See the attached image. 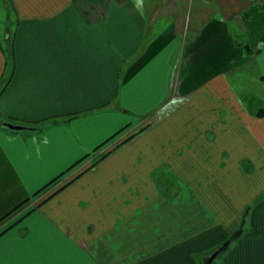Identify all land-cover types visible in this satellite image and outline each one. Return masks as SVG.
<instances>
[{
    "label": "crops",
    "instance_id": "0c3cea01",
    "mask_svg": "<svg viewBox=\"0 0 264 264\" xmlns=\"http://www.w3.org/2000/svg\"><path fill=\"white\" fill-rule=\"evenodd\" d=\"M155 1L0 0V120L25 127L0 121V264H199L247 206L214 264H264V117L231 85L264 65V0H197L186 29Z\"/></svg>",
    "mask_w": 264,
    "mask_h": 264
},
{
    "label": "rangeland",
    "instance_id": "374dc122",
    "mask_svg": "<svg viewBox=\"0 0 264 264\" xmlns=\"http://www.w3.org/2000/svg\"><path fill=\"white\" fill-rule=\"evenodd\" d=\"M156 0L155 2H157ZM176 2L180 3L177 5V8L173 9L167 7ZM197 0H159V6L163 9V14L161 11H157V8L154 10L153 19L159 21L161 19H166L165 17L171 16V20H174V16L181 17L183 20L180 21V26L177 25L178 29L183 27L184 29L189 28L190 19H187L188 25H185L186 16L200 18L203 20L207 15L208 11L214 9V6H211L209 3L207 7H202V10L197 7L195 4ZM6 4V3H5ZM156 5V4H155ZM176 10V12H175ZM156 11V12H155ZM182 14V15H180ZM199 15V16H198ZM15 16L11 9H7L4 5L1 6L0 10V35H3L5 32H9L12 37L15 31ZM235 26V25H233ZM231 27V26H230ZM239 34L236 36L238 37ZM240 36L239 38H241ZM263 64L255 63L254 65H249L244 71H239L233 76L234 80L231 81V85L237 94L238 98L243 101L244 106L251 111H258L259 109L264 110V81L259 79V75H264ZM232 79V78H231ZM0 85H2L0 83ZM160 174L161 178L170 181L172 185V174L171 172L159 170L155 174ZM167 182V181H166ZM43 197V196H41ZM40 197V198H41ZM215 263V262H214Z\"/></svg>",
    "mask_w": 264,
    "mask_h": 264
},
{
    "label": "trees",
    "instance_id": "16d2710c",
    "mask_svg": "<svg viewBox=\"0 0 264 264\" xmlns=\"http://www.w3.org/2000/svg\"><path fill=\"white\" fill-rule=\"evenodd\" d=\"M240 36L242 35H238V37L236 35L233 34V37H234V43L235 45L237 46H240V47H243V49H245L246 52L248 53H252V49L250 47V45L248 44L247 41L243 40V38H239ZM244 36V35H243ZM264 78V77H263ZM1 87L2 85H0V90H1ZM256 116L258 117H264V110L261 108L259 109L256 113H255ZM1 122H5L6 120H0ZM6 122H9L8 120ZM10 123H13V124H16L14 122H10ZM20 125V124H18ZM27 128H31V127H27ZM34 129V128H33ZM124 129V128H123ZM122 131V130H121ZM121 131L115 133L113 136H111L110 138H108L105 142H103L102 144H100L99 146H97V148H95V150H93V152L91 153H88L86 154L81 160H79L77 163H79L80 161H82L83 159H85L86 157H89L91 155H93L98 149H100L101 147H103L108 141H110L111 139H113L114 137H116L117 134H119ZM140 131V130H139ZM138 131V132H139ZM132 137V136H131ZM131 137H129L126 141H128ZM245 161H243L242 163H244ZM75 165V164H74ZM70 170V168L61 173L60 175H58L57 177H55L54 179L50 180L49 182H47L45 185H43L37 192H35L32 196V198H38V197H41L40 195L44 194L45 192H47L49 189H51L54 185L57 184V182L59 181V179L66 173ZM173 177V175H172ZM155 180L158 184V186L161 188V191L164 193V194H168L170 188H171V185H170V181L168 180H165L161 178L160 174H155ZM167 181V182H166ZM51 196L47 197L46 199H44L43 201H46L48 198H50ZM28 200V199H27ZM26 200V201H27ZM25 201V202H26ZM23 203V202H22ZM21 203V204H22ZM21 204L17 205L15 208H13V210L10 211L9 214H11L14 210H16L18 207L21 206ZM248 207H245L244 208V211H243V216H242V221H241V224L239 225V227L226 239L224 240L221 244H219L217 247L209 250V251H206V252H202L200 254H197L196 255V259L198 261L199 264H204L206 262V260L208 259L209 255L212 254L213 252H217V255L215 257V259L213 260L212 264H214V262L216 261V259L220 258L228 249L229 247L240 237V235L242 234V232L244 231V224H245V216H246V213H247V210H248ZM9 214L3 216L1 220L5 219V217H7Z\"/></svg>",
    "mask_w": 264,
    "mask_h": 264
},
{
    "label": "water",
    "instance_id": "95a60500",
    "mask_svg": "<svg viewBox=\"0 0 264 264\" xmlns=\"http://www.w3.org/2000/svg\"><path fill=\"white\" fill-rule=\"evenodd\" d=\"M4 127L10 129V130H13V131H19V130H23L25 129L24 126L22 125H18V124H13V123H10V122H3L2 123ZM217 255V252H213L212 254L209 255L208 259L206 260V262L204 264H212L213 260L215 259Z\"/></svg>",
    "mask_w": 264,
    "mask_h": 264
}]
</instances>
